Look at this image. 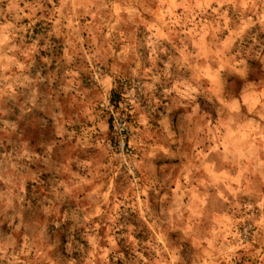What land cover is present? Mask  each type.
I'll list each match as a JSON object with an SVG mask.
<instances>
[{
	"label": "rangeland",
	"instance_id": "1",
	"mask_svg": "<svg viewBox=\"0 0 264 264\" xmlns=\"http://www.w3.org/2000/svg\"><path fill=\"white\" fill-rule=\"evenodd\" d=\"M0 264H264V0H0Z\"/></svg>",
	"mask_w": 264,
	"mask_h": 264
}]
</instances>
